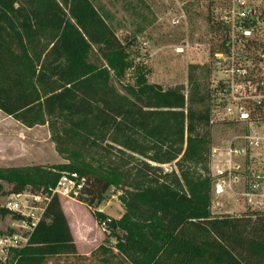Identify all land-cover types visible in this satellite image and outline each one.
Segmentation results:
<instances>
[{"label": "trees", "instance_id": "trees-1", "mask_svg": "<svg viewBox=\"0 0 264 264\" xmlns=\"http://www.w3.org/2000/svg\"><path fill=\"white\" fill-rule=\"evenodd\" d=\"M127 69L126 46L88 0H0V112L28 129H50L69 163L53 170L85 180L79 203L98 208L116 188L124 208L118 220L91 212L107 235L82 256L53 196L27 247L2 264H264V214L212 216L209 180L196 172H208V91L186 107L179 90L139 77L124 88L127 101L114 86ZM69 141L77 152L65 148ZM173 162L179 177L149 165ZM61 175L12 184L1 196L47 194Z\"/></svg>", "mask_w": 264, "mask_h": 264}, {"label": "rangeland", "instance_id": "rangeland-1", "mask_svg": "<svg viewBox=\"0 0 264 264\" xmlns=\"http://www.w3.org/2000/svg\"><path fill=\"white\" fill-rule=\"evenodd\" d=\"M88 1L115 37L126 46L128 69L122 81L114 83L121 98L132 100L124 88L134 86L139 77L147 84L158 85L163 90H179L185 97L186 107L195 92L204 93L207 90L213 63L210 55L216 52L215 46L218 42V35L211 23L212 12L217 5L215 0ZM45 45L46 42L38 47L36 54L42 53ZM91 61L102 65L96 53L92 54ZM225 131L221 126L210 127L208 151L212 143ZM108 144H110L108 141L103 142L104 146ZM65 148L71 153L77 152L71 141ZM123 154L127 160L139 159L125 151ZM115 156L118 154L113 152V157ZM66 157L56 152L51 131L46 125L28 129L0 113V198L2 193L11 189L12 184L22 181L29 186H37L42 184L44 179L69 174L70 171L67 170L61 172L53 170L58 166H67L69 163L64 160ZM83 157L89 162L98 160V155ZM149 165L160 168L163 174L174 171L179 177L174 162L163 166L152 163ZM196 172L211 182L209 172ZM27 190L30 191L31 187ZM209 195L211 203L213 200L211 184ZM120 196L118 189L111 188L104 195L101 206L98 208L94 206L91 210L77 200L59 198L68 222L75 232L79 255L88 256L102 244L107 235L106 226L97 225L91 212L104 210L110 214L109 218L112 220L121 217L124 208ZM230 208L232 209V206ZM210 213L212 216H220L218 214L225 211L210 207ZM240 215L244 214L241 212L232 214ZM9 223L8 218H0V236L6 233ZM2 262L3 257H0V264Z\"/></svg>", "mask_w": 264, "mask_h": 264}, {"label": "built area", "instance_id": "built-area-1", "mask_svg": "<svg viewBox=\"0 0 264 264\" xmlns=\"http://www.w3.org/2000/svg\"><path fill=\"white\" fill-rule=\"evenodd\" d=\"M215 1L218 42L207 91L210 126L226 131L208 151L210 207L225 211L218 215L264 214V0ZM84 185L76 174H62L49 194L2 196L0 211L10 221L0 236L2 263L27 247L51 197L76 200Z\"/></svg>", "mask_w": 264, "mask_h": 264}, {"label": "crops", "instance_id": "crops-1", "mask_svg": "<svg viewBox=\"0 0 264 264\" xmlns=\"http://www.w3.org/2000/svg\"><path fill=\"white\" fill-rule=\"evenodd\" d=\"M0 113H1V112H0ZM61 207H62V204H61ZM62 211H63V213H64V215H65V217H66V219H67L66 213H65V211L63 210V208H62ZM98 212H101V213L105 214L106 216L110 217V214L107 213V212H105L104 210H99ZM119 218H120V216H118L117 218H114V219H115V220H118ZM67 222H68V219H67ZM68 225H69V228H70L71 235H72V237H73L74 243H75L76 248H77L78 246H77V240H76L75 232H74L73 229L71 228L69 222H68ZM97 228H99V227L97 226ZM102 238H103V234H101V240H102ZM86 256H87V255H86Z\"/></svg>", "mask_w": 264, "mask_h": 264}]
</instances>
